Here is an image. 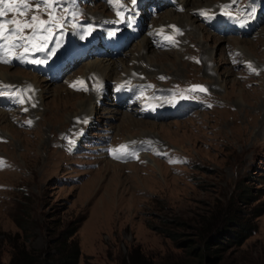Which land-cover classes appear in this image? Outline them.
Listing matches in <instances>:
<instances>
[{"label": "rangeland", "instance_id": "rangeland-1", "mask_svg": "<svg viewBox=\"0 0 264 264\" xmlns=\"http://www.w3.org/2000/svg\"><path fill=\"white\" fill-rule=\"evenodd\" d=\"M165 10L155 22L162 23ZM193 20L185 34L195 32L199 39L187 38L177 50L149 47L144 54L164 58L152 70L166 76V85L184 91L198 83L208 89L203 96L213 106L159 121L131 114L137 123L110 112L115 106L106 100L94 113L97 122H108L117 141L149 135L160 142L166 146L164 158L147 154L119 165L93 153L66 154L76 127L71 120L81 114L77 104L84 95L62 81L0 65L16 73L6 82L26 88L24 79L43 86V98L32 95L35 106L26 103L27 111L20 103L0 105L1 264L25 236V246L53 251L55 238L70 227L79 249L76 264H120L134 252L154 264L193 262L188 251L218 227L230 232L210 244L215 264H264V72L239 73L224 53L227 45L234 48L235 40H243L249 60L263 64L264 22L258 34L227 38ZM137 42L123 51L135 50ZM203 43L210 45L204 55L198 46ZM86 62L74 71L87 72ZM127 65L130 74L139 73L130 61ZM206 225L209 232L201 233Z\"/></svg>", "mask_w": 264, "mask_h": 264}, {"label": "snow or ice", "instance_id": "snow-or-ice-1", "mask_svg": "<svg viewBox=\"0 0 264 264\" xmlns=\"http://www.w3.org/2000/svg\"><path fill=\"white\" fill-rule=\"evenodd\" d=\"M64 0H0V62L5 64L11 63L13 59L19 60L22 63L30 64H45L47 59H31L30 57L34 53H48V56L51 57L55 55L56 49H49L48 45L52 41L53 36L57 30H63L65 28V23L67 18L65 16L57 15L56 8L60 6ZM109 3H113V0H109ZM237 3V0H231V4L221 5V15L234 20L239 23L241 26L246 24V21L240 19L239 16H234L232 6ZM34 4V6H33ZM133 6L136 4V0H132ZM115 5L119 6L117 10V16L121 18V21L124 19V12L122 10L123 6L120 4V0H115ZM43 10L47 15V19H42L39 14ZM67 12V9H64ZM247 11V9H246ZM256 9L253 7L249 11L250 16H254ZM29 12L33 14L28 19H18L17 17H26ZM10 13L15 15L11 19H4ZM199 14L205 17L208 20H211L213 17L206 10H200ZM73 16L76 14L73 13ZM73 28L77 27V24L73 23L71 25ZM178 34L180 30L172 26ZM94 31V28L89 25L85 29L87 35H91ZM115 32H110L109 36H115ZM170 42L175 43L173 37H166ZM59 43V42H58ZM199 63V61H197ZM249 69L253 72L256 70L252 68V65H248ZM161 80L165 77L161 76ZM79 88L87 91V87L83 80H78L74 82L71 87ZM151 87V86H149ZM79 90V89H78ZM119 90V89H118ZM201 92L206 93L207 89L200 85H193L184 91H179L174 93L172 99L166 100V103L175 104L177 98L179 100H187L189 96L185 93H194ZM0 95H3L0 92ZM30 99V97H29ZM159 99V98H155ZM19 103H25L23 97L19 98ZM35 106V105H33ZM157 104H148L147 107L155 110ZM211 107V105H208ZM27 111V109H24ZM31 125L32 121L27 122ZM111 154L115 159H121L123 156L132 155L128 150V145H120L117 148L111 150ZM4 166V162L0 160V167Z\"/></svg>", "mask_w": 264, "mask_h": 264}, {"label": "bare ground", "instance_id": "bare-ground-1", "mask_svg": "<svg viewBox=\"0 0 264 264\" xmlns=\"http://www.w3.org/2000/svg\"><path fill=\"white\" fill-rule=\"evenodd\" d=\"M178 1H179L178 3H180L181 6H183V8H184L183 13H175V15H174V12H172L171 10L170 11L165 10L164 14L162 13L163 15L161 16V18L159 20H162L161 21L162 23L164 21L175 22L187 30V29H192V27H193L192 24L194 21L193 20L194 18L190 14H188V11L192 8H195V7L198 8L200 6H208V4H210L211 2H214L215 0H178ZM186 30H185V32H188ZM194 33L195 32H193L192 34H184V36L181 37V40L184 41L187 38L188 39L192 38V40L199 39V37H196ZM206 37H207L206 35L202 34V40H206ZM234 43L236 44V45H234V48L236 50H239L242 58H244V60H249V54L246 51V48H245L246 45H243V40L241 42L235 40ZM181 45H184V44L182 43ZM198 46L202 47V50H201L202 55H204V53H206L210 50V48H209L210 45H208V44L203 43V45H198ZM183 47H185V46H183ZM146 50H149V44L144 39V37H140L138 39L137 44H136L135 50L130 51V52H126V53H125V51L122 50L123 51V52L121 51L122 54L120 56H117L114 58H104V59H97V60L93 59L91 61H87L83 67H84V69L87 70V72H89V71L98 72L103 78H105V80L118 79L121 73H125V74L130 75L131 70L128 71L130 66L127 65V62H129V61L132 63L133 66L132 65L131 66H132V68H134L133 69L134 71L136 70L139 73H144L147 76H150L151 73H162V72L153 71L154 70L153 69L154 68L153 63L156 62L157 64L161 65V61H163L164 58L158 57L157 55L149 56L147 54H144ZM175 55H177L176 56L177 58H180V55L178 52H176ZM166 58L169 62H172V60H169L168 57H166ZM144 62L147 65L145 67L142 65V63H144ZM134 73H136V72H134ZM15 74L8 73L5 70V68H1V66H0V81L6 82V76L7 75H15ZM218 86L220 87V85H218ZM32 87H33V92H34L36 100H37L36 94L38 96L40 94L39 97L43 98V95L41 96V91H40V89H43V86H39V85L34 84V86H32ZM53 91H56V89H54ZM57 96H58V92L55 95V97H57ZM34 102H35V100H34ZM92 105H93L92 100L89 96H84V98L80 99L78 101V104H77V106L80 109L79 111L81 114L82 113L84 114L87 112L89 114H94L97 111V109ZM110 112H113L115 115L120 114L121 118L123 120L125 118H127L128 121L133 122V123H137L136 122L137 120H133L130 112L124 111V112L120 113L121 109L116 107V106ZM141 123H144V122L142 121ZM138 125H139V123H138ZM142 134L147 135V132H145V130L143 128H142Z\"/></svg>", "mask_w": 264, "mask_h": 264}, {"label": "trees", "instance_id": "trees-1", "mask_svg": "<svg viewBox=\"0 0 264 264\" xmlns=\"http://www.w3.org/2000/svg\"><path fill=\"white\" fill-rule=\"evenodd\" d=\"M208 229L206 225L205 227H201L200 232L205 233L204 231H206L208 233ZM74 231V227L61 231L57 238H55V249L53 251L47 249V247L37 250L30 246H25L22 244L25 243V239L27 238L25 236L22 238V243L12 245L9 260L6 264H76L79 249L76 241L72 238ZM229 232L227 228L218 227L216 231L209 234V238L203 237V243L187 253L189 256L194 255L196 257V260L193 262L175 261L162 264H215L214 253L216 249L211 250L210 244H216L215 242H219L218 239L226 237ZM134 253L137 255H130L126 261L123 259L120 264H154L145 256L136 252Z\"/></svg>", "mask_w": 264, "mask_h": 264}]
</instances>
